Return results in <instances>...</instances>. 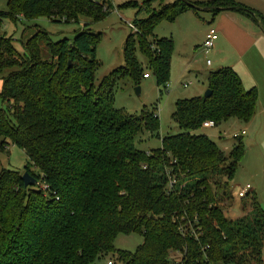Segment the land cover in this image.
I'll return each instance as SVG.
<instances>
[{
    "label": "trees",
    "instance_id": "obj_1",
    "mask_svg": "<svg viewBox=\"0 0 264 264\" xmlns=\"http://www.w3.org/2000/svg\"><path fill=\"white\" fill-rule=\"evenodd\" d=\"M155 1L143 0L146 17L131 22L137 32L124 42L123 66L98 85L101 34L89 23L72 39L52 41L36 31L23 42V55L0 38V74L10 70L0 92V150L14 145L28 159L22 172L0 169V264H91L109 254L122 264H264V209L251 192L242 200L243 215L227 217L219 202L228 195L218 194L212 178H233L245 154L242 138L234 137L226 155L195 134L205 122L247 124L256 110L255 87L245 89L232 68L209 72L211 95L177 100L171 120L180 132L149 152L134 140L144 131L156 134L157 111L130 115L113 108L120 80L137 88L143 79L136 50L157 87L168 82L173 41L152 32L184 12L197 15L185 1L213 17L246 16L263 33L264 16L234 0H174L151 9ZM7 6L0 21L14 24L38 17L96 22L110 8L108 0H8ZM23 172L34 187L24 186ZM132 233L142 237L134 252L114 247L116 237Z\"/></svg>",
    "mask_w": 264,
    "mask_h": 264
},
{
    "label": "rangeland",
    "instance_id": "obj_2",
    "mask_svg": "<svg viewBox=\"0 0 264 264\" xmlns=\"http://www.w3.org/2000/svg\"><path fill=\"white\" fill-rule=\"evenodd\" d=\"M174 0H157L152 3V8H159L168 2ZM110 8L102 20L93 22L90 19L79 18L78 23H52L47 18L38 17L30 21H17L15 24L7 19L0 21V38L5 37L12 40L14 49L21 55L24 53L23 42L28 40L36 31H44L52 41L60 40L61 38L72 39L76 32L89 23L91 31L101 34V39L96 45V62L99 65L95 73V84L98 85L101 80L116 68L123 66V46L128 36L133 32L129 28L128 23H131L135 17L143 18L145 12L140 10L143 0H108ZM8 0H0V11L8 10ZM138 9L140 10L139 13ZM150 10V9H149ZM148 11V10H147ZM146 11V12H147ZM190 15V14H188ZM198 17L202 18L207 23H211L212 16L206 10L197 11ZM187 16L179 17L174 22H159L153 29V34L156 38H170L173 41V51L170 58V71L168 82L161 87H157L153 72L148 68L146 58L136 50L135 56L139 64L143 68V73L149 75V80L141 79L139 84V96L135 95L133 84L127 78L120 80L114 89L113 108L126 112L130 115H140L143 108L155 109L159 116V130L156 134H150L146 131L135 138V148L144 152H149L160 148L161 139L167 136L176 135L179 131L176 124L171 120V114L174 111V103L177 100L185 99L193 96L196 90H207L208 80L205 77L206 59H212V55L206 57L204 53L198 51L195 46L198 45L200 36L197 31L196 20H188ZM189 17V16H188ZM218 18L214 23L209 24L214 28ZM198 38V39H197ZM198 41V42H197ZM216 70V68H209ZM10 70L5 69L0 74V92L2 88V78L6 77ZM195 73L198 77H195ZM187 84L183 88L184 84ZM5 108V105L0 99V110ZM238 129L229 126V123H222L213 128L204 129L203 127L196 131L195 134L208 135L220 149L227 147L228 151H223L228 155L232 148L234 136ZM233 136V137H232ZM241 137L240 133L235 134ZM226 149V150H227ZM223 150V149H222ZM28 163V159L22 149L14 145H10L0 150V169L22 172L24 166ZM238 168V167H237ZM234 172V176L230 181H226V177L216 179L218 175L213 176L218 194L228 195V200L219 202L220 207L227 217L235 219L243 215L242 200L238 197V192L246 189L243 179L238 176V169ZM240 172V169H239ZM213 181V182H214ZM227 182L228 185L223 183ZM221 183V184H220ZM250 192H248L249 194ZM250 196V195H246ZM248 200V199H247ZM248 210H246L247 212ZM142 243L141 235L132 233L128 235H119L114 240V247L123 251L134 252ZM109 254L107 257H111ZM104 259H100L91 264H102Z\"/></svg>",
    "mask_w": 264,
    "mask_h": 264
},
{
    "label": "crops",
    "instance_id": "obj_3",
    "mask_svg": "<svg viewBox=\"0 0 264 264\" xmlns=\"http://www.w3.org/2000/svg\"><path fill=\"white\" fill-rule=\"evenodd\" d=\"M234 1L264 16V0ZM183 16H187L188 20L198 22L196 28L200 39L199 42L197 41L196 49L204 53L206 57L212 55L211 60L206 59L211 62V65L208 66L206 63L208 69L205 71V77L208 79L207 74L216 71L209 69L213 66L216 69L232 68L240 77L245 89L255 87L257 91L256 110L247 124L234 118L223 123L228 122L233 129H238L235 134L240 133L241 135L245 154L237 168L238 176L243 179L246 186H251L250 193L252 192L255 195L258 203L264 209V33L246 16L230 11L220 12L215 15L218 21L214 26L218 31V38L215 41L214 48L209 52H205L202 42L210 27L209 24L214 23L216 17L212 19L211 23H207L192 11L179 15V17ZM195 77H198L196 73ZM146 80H149V77ZM203 90H196L193 96L186 98L201 97ZM203 128L208 129L213 128V126H203ZM235 134H233L234 137ZM222 149L220 150L228 151L227 147ZM261 258L264 262V246Z\"/></svg>",
    "mask_w": 264,
    "mask_h": 264
},
{
    "label": "built area",
    "instance_id": "obj_4",
    "mask_svg": "<svg viewBox=\"0 0 264 264\" xmlns=\"http://www.w3.org/2000/svg\"><path fill=\"white\" fill-rule=\"evenodd\" d=\"M129 25V28L131 29V31L133 33H136L137 30L136 28L132 25V23H128ZM207 34L205 35V38L202 42V47L204 49L205 52H209L210 50H212L214 47V44H215V41L217 40L218 38V31H216L215 28H212V27H209L208 30H207ZM207 63L208 66L211 65V62L209 60H206L205 61ZM143 79H146L149 77L148 74H143ZM187 86V84L185 83L183 85V88H185ZM203 126L204 127H211L212 126V123H209V122H205L203 123ZM237 137V136H235ZM250 189H251V186H246V189H242L241 191L238 192V197L240 199H243L245 198V196L248 194V192H250ZM102 264H122L121 262H119L116 258H112V257H109V258H105L102 262Z\"/></svg>",
    "mask_w": 264,
    "mask_h": 264
},
{
    "label": "water",
    "instance_id": "obj_5",
    "mask_svg": "<svg viewBox=\"0 0 264 264\" xmlns=\"http://www.w3.org/2000/svg\"><path fill=\"white\" fill-rule=\"evenodd\" d=\"M185 3L188 6H190L191 8H193L194 10H196V11L201 10L199 7H196L195 5H193V4H191V3L187 2V1H185ZM134 92H135V95L139 96V92H140L139 87L135 88ZM210 95H211V93L207 89V90L204 91V96L203 97L208 98ZM21 175H22L21 179H22L25 187H34V185H36V180L33 179L27 172H23Z\"/></svg>",
    "mask_w": 264,
    "mask_h": 264
}]
</instances>
